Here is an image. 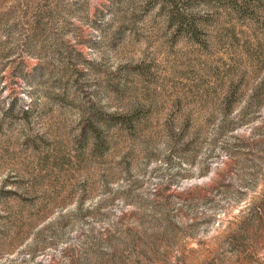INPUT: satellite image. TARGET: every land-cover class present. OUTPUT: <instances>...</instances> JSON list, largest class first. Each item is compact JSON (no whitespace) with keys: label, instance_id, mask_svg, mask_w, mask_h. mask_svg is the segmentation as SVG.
<instances>
[{"label":"rangeland","instance_id":"1","mask_svg":"<svg viewBox=\"0 0 264 264\" xmlns=\"http://www.w3.org/2000/svg\"><path fill=\"white\" fill-rule=\"evenodd\" d=\"M177 6L0 0V264H264V0Z\"/></svg>","mask_w":264,"mask_h":264},{"label":"trees","instance_id":"2","mask_svg":"<svg viewBox=\"0 0 264 264\" xmlns=\"http://www.w3.org/2000/svg\"><path fill=\"white\" fill-rule=\"evenodd\" d=\"M171 5H172V8L173 9H177L178 8V6H177V0H167ZM178 10V9H177ZM179 19H183V16H179ZM231 92V91H230ZM232 98V95H230V96H227L226 98H225V107H226V109H228L229 110V107H230V103H231V99ZM92 129H94L93 131H95V128H92Z\"/></svg>","mask_w":264,"mask_h":264}]
</instances>
